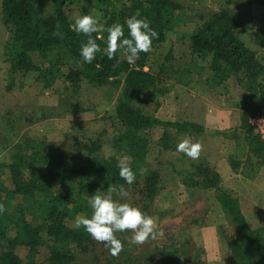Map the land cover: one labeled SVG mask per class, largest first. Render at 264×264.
<instances>
[{
    "label": "trees",
    "instance_id": "obj_1",
    "mask_svg": "<svg viewBox=\"0 0 264 264\" xmlns=\"http://www.w3.org/2000/svg\"><path fill=\"white\" fill-rule=\"evenodd\" d=\"M215 2L217 10L193 20V28L179 33L188 18L174 0H2L1 19L8 36L3 58L8 91L28 84L45 92H78L84 87L101 88L114 80L121 81L123 87L115 106L110 140L115 153L111 157L103 153L105 143L100 139L82 142L75 137L72 150L64 151L22 135L13 137L14 145L4 147L0 203L6 211L0 213V264H75L80 253L99 243L82 226L77 227L75 219L78 215L91 217L89 200L97 191L105 194L109 184L133 189L143 181L147 204L142 211L147 214L149 204L164 190L157 171L150 169L149 156L171 154L176 151L178 136L204 132L198 124L162 122L140 108L142 97L167 81L188 86L197 76L209 92L239 93L235 105L243 111L246 159L256 157L264 164V138L251 123L253 118L264 119V42H257L261 51L244 42L242 33L248 24L231 6L234 0ZM248 3L264 8V0ZM137 13L159 34L153 38L152 50L140 53L134 65L123 60L121 52L108 59L103 51L107 27L120 23L124 38H130L126 20ZM86 14L98 17L104 26L101 34H93L102 51L91 64L80 55L88 37L71 28L75 15ZM57 23L62 37L53 35ZM53 111L39 112L37 119L27 118L26 122L50 119ZM160 125L164 133L156 143L151 131ZM0 126H6L5 121H0ZM170 128L176 130V136ZM124 155L131 158L130 166L136 173L132 185L119 176L117 162ZM232 165L238 171L235 160ZM190 167L193 169L183 178L184 184L194 190L217 192L221 209L235 224L238 239L230 248L236 263L264 264V233L251 228L237 194L221 185L218 173L200 165ZM141 168L147 170L143 175ZM127 232L116 233L124 244L116 257L101 243L108 264H188L187 245L182 249L173 244L156 246L151 256H131Z\"/></svg>",
    "mask_w": 264,
    "mask_h": 264
},
{
    "label": "rangeland",
    "instance_id": "obj_2",
    "mask_svg": "<svg viewBox=\"0 0 264 264\" xmlns=\"http://www.w3.org/2000/svg\"><path fill=\"white\" fill-rule=\"evenodd\" d=\"M174 1L181 4L188 18L187 26L181 24L179 28V33H185L193 28V20L208 17L218 9L219 5L215 1L221 4L227 0ZM1 6L2 0L0 121H5L6 126H0V158L6 153L4 147L14 145L13 137L20 138L22 135L45 141L64 151L72 150L75 137L81 138L82 142L100 139L105 143V156L114 155L110 140L114 132L115 106L121 95L122 82L114 80L104 87H84L78 92L59 89L45 92L40 87L28 84L21 88L17 85L8 91L6 64L3 60L8 36L1 19ZM231 6L248 24L242 33L244 42L261 51L259 44L264 42V8L249 4L248 0H234ZM238 94L209 92V87L195 76L188 86L167 81L142 97L139 106L151 117L162 122L187 121L202 126L204 132L201 135L182 134L177 137L175 144L177 148L182 139L190 138L193 142L201 143L203 150L199 159L195 160L177 150L165 156L157 153L149 156L150 169L157 171L164 190L149 204L147 215L156 218L164 235L152 241L149 239L143 245L129 243L131 256H151L156 246L173 244L176 248H183L187 245L188 264H237L230 248L231 243L238 239L235 224L221 209L217 192L194 190L184 184L188 172L193 169L191 164L218 173L221 185L239 197L251 228L264 233V164H260L256 157H252V161L246 159L243 111L235 105L240 96ZM70 104L79 109L74 111ZM60 107L62 110H56ZM44 110H54V117L33 124L26 122L27 118L37 119V114ZM8 126L11 127L9 132ZM163 127L160 125L151 131L154 142H160ZM170 132L176 136V130L170 128ZM232 160L239 164L238 171L233 167ZM143 185V181H140L133 189H126L129 196L120 202L137 204L143 210L144 204H147ZM131 235L130 231L126 234L129 238ZM103 248L98 243V247L94 246L93 250L80 253L75 264H108Z\"/></svg>",
    "mask_w": 264,
    "mask_h": 264
},
{
    "label": "clouds",
    "instance_id": "obj_3",
    "mask_svg": "<svg viewBox=\"0 0 264 264\" xmlns=\"http://www.w3.org/2000/svg\"><path fill=\"white\" fill-rule=\"evenodd\" d=\"M139 13L126 20L130 38H124V26L114 23L107 27L106 48L103 49L108 59H115L118 52L122 53V59L129 65H134L140 53H149L152 50L153 38H158V33L150 27L147 19L138 18ZM71 28L77 34L88 37L86 43L81 45L80 55L84 62L91 64L97 53L102 51L97 43V38H93L94 33L104 30L98 17L93 15H75ZM57 31L53 35L61 36L59 31L60 24L56 25ZM121 61H116L119 65ZM259 129H264V119L259 122ZM176 150L184 153L189 158L199 159L203 150V145L193 142L190 138L182 139ZM130 157L124 155L118 159L117 167L119 176L132 185L136 181V173L130 166ZM147 170L141 168L140 174L143 175ZM129 196L124 185L109 184L105 194L97 191L89 200L92 209L90 218L77 216L75 224L83 227L95 241L102 243L114 257L123 251L124 244L117 238L116 233L130 231L132 235L128 238V243L143 245L149 239L155 240L163 237V229L159 227L156 218L145 214L139 207H134L129 203H121L120 200ZM6 211L5 206L0 203V213Z\"/></svg>",
    "mask_w": 264,
    "mask_h": 264
},
{
    "label": "built area",
    "instance_id": "obj_4",
    "mask_svg": "<svg viewBox=\"0 0 264 264\" xmlns=\"http://www.w3.org/2000/svg\"><path fill=\"white\" fill-rule=\"evenodd\" d=\"M262 120L261 118H253L251 119V123L256 127V133L260 134L262 138H264V129H259V121Z\"/></svg>",
    "mask_w": 264,
    "mask_h": 264
},
{
    "label": "crops",
    "instance_id": "obj_5",
    "mask_svg": "<svg viewBox=\"0 0 264 264\" xmlns=\"http://www.w3.org/2000/svg\"><path fill=\"white\" fill-rule=\"evenodd\" d=\"M218 259V258H217Z\"/></svg>",
    "mask_w": 264,
    "mask_h": 264
}]
</instances>
